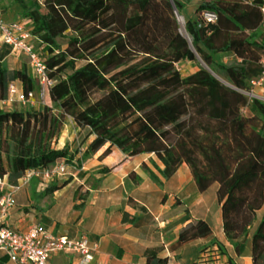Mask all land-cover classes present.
Instances as JSON below:
<instances>
[{"label":"trees","instance_id":"obj_1","mask_svg":"<svg viewBox=\"0 0 264 264\" xmlns=\"http://www.w3.org/2000/svg\"><path fill=\"white\" fill-rule=\"evenodd\" d=\"M15 1L31 21L55 83L38 108H0V177L15 184L29 169L61 161L81 167L84 156L105 147L104 157L114 146L126 156L152 154V165L166 179L186 163L200 192L217 184L224 232L236 253L245 252L251 235L253 264H264V215L258 218L264 205V100L245 93L264 72V0H198L195 17L185 19L191 42L176 12L182 15L193 0ZM205 13L217 18L209 21ZM61 37L68 38L65 47ZM228 51L240 62L213 69L214 53ZM11 52V46L0 48V99L13 81L37 93L26 65L9 69ZM198 57L229 83L203 66L183 76L178 63ZM68 117L90 138L78 159L67 146H54ZM212 234L211 225L198 219L171 247ZM160 250L147 249L148 264H168Z\"/></svg>","mask_w":264,"mask_h":264},{"label":"crops","instance_id":"obj_2","mask_svg":"<svg viewBox=\"0 0 264 264\" xmlns=\"http://www.w3.org/2000/svg\"><path fill=\"white\" fill-rule=\"evenodd\" d=\"M197 3L198 0H193L186 4L182 10L185 19L195 17ZM0 4L6 20L23 21L31 27V21L23 17L15 0H0ZM229 57L233 59L231 63L240 62L233 52ZM5 61L9 69L26 65L31 71L28 56L23 52L12 51ZM255 88L257 97L264 98V81ZM11 106L14 103L4 108ZM104 149L91 153L83 161L82 169L72 172L68 183L34 178L16 193V203L5 223L25 231L40 222L58 235L87 236L97 245L92 264H148L146 251L156 247L161 249L160 257L168 258V264H253L251 235L242 255L236 253L226 238L217 184L200 192L186 163L166 179L152 165V154L126 156L114 146L109 155L102 157ZM78 158L79 153L75 156ZM144 165L161 181H154ZM104 167L109 171H104ZM134 176L140 180L136 182ZM0 178L1 198L11 184L7 176ZM52 186L57 189L49 190ZM83 190L89 192L81 199ZM263 215L264 205L258 211L259 220ZM198 219L211 225L212 237L172 248L179 232ZM76 258L73 252H61L53 255L51 262L71 264ZM0 264L17 263L0 252Z\"/></svg>","mask_w":264,"mask_h":264},{"label":"built area","instance_id":"obj_3","mask_svg":"<svg viewBox=\"0 0 264 264\" xmlns=\"http://www.w3.org/2000/svg\"><path fill=\"white\" fill-rule=\"evenodd\" d=\"M264 12V7H263ZM205 18L214 21L217 16L214 13H205ZM35 38L30 28L23 21H8L4 17L0 4V43L11 46L12 51L23 52L28 56L31 72L39 85L36 93H26L20 81H13L9 84L8 95L0 99V108L12 103H24L37 106L44 102L45 90L52 86L55 81L48 76L46 63L36 48ZM264 81V72L251 80V85H259ZM86 146L79 149V158L86 151ZM82 169L75 164L66 161L57 162L52 168H34L27 170L19 178L17 183L11 184L0 198V252L6 253L10 260L17 264H52L53 255L61 252H73L77 255L71 264H92L95 258L97 245L87 236L69 237L58 235L50 231L44 224L37 222L30 225L25 231H18L5 223L12 207L16 203V193L22 190L34 178L53 180ZM0 185L3 182L0 178Z\"/></svg>","mask_w":264,"mask_h":264},{"label":"rangeland","instance_id":"obj_4","mask_svg":"<svg viewBox=\"0 0 264 264\" xmlns=\"http://www.w3.org/2000/svg\"><path fill=\"white\" fill-rule=\"evenodd\" d=\"M182 15L179 14V16H178V20L180 22V31L191 42V38H190L189 34L186 32V30H185V17H186V15H185V13H182ZM181 18H182V21H181ZM57 41H58L59 44H61L62 46L65 47L66 44H67L68 38L67 37H61V38H58ZM33 42H34L36 48L39 49L38 42H36V40L33 41ZM231 54H232V52H230V51L214 53V61H213V64H212V68L215 69L217 64L228 65L229 63H231L233 61V59H231L229 57ZM78 65L79 66L82 65V62L78 63ZM201 66L207 67L208 65L205 62H203V60L200 57H198L196 61L184 60V61H181L180 63H178V68L180 69V71H181L183 76H187L193 71L195 72ZM214 73L222 81H224L226 83H229L228 81L223 79L221 76H219L216 72H214ZM257 86L258 85H256V86L251 85V89L250 90H246L245 93L249 97H257L256 92H255L256 91L255 87H257ZM262 99L264 100V98H262ZM46 102L48 104H52L49 100H46ZM39 104H41V103H39ZM38 106L39 105L32 106V105H30L28 103L24 104V103L16 102V103H14V106L5 107V108L3 107L2 109L4 111H14V110H25V109H29L30 107L38 108ZM41 106H42V104H41ZM89 140H90V138H87V131H84L81 128H79L76 125V123L74 122V120L71 117H68L65 120V124H64V126L62 128V131L60 133L59 138L54 142V146L56 148L57 147H62V146H67L70 149V152H72L71 154H74V156H76L78 154V152H79L80 147L81 146H86ZM85 152H84V154H85ZM83 160L84 161L86 160L85 156L83 157ZM55 179L57 180V182L67 181V180L70 179V175L67 174L65 176L57 177ZM81 193L83 194L84 190L81 191Z\"/></svg>","mask_w":264,"mask_h":264},{"label":"water","instance_id":"obj_5","mask_svg":"<svg viewBox=\"0 0 264 264\" xmlns=\"http://www.w3.org/2000/svg\"><path fill=\"white\" fill-rule=\"evenodd\" d=\"M176 14H177V17L179 16V13L178 12H176ZM207 69H209L211 72H212V70L207 66L206 67ZM213 73V72H212ZM214 74V73H213ZM215 76H216V74H214Z\"/></svg>","mask_w":264,"mask_h":264},{"label":"bare ground","instance_id":"obj_6","mask_svg":"<svg viewBox=\"0 0 264 264\" xmlns=\"http://www.w3.org/2000/svg\"><path fill=\"white\" fill-rule=\"evenodd\" d=\"M181 21H182V18H181Z\"/></svg>","mask_w":264,"mask_h":264}]
</instances>
